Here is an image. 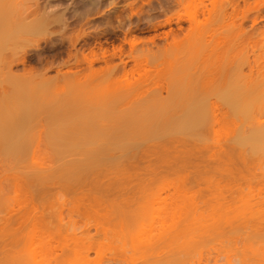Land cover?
<instances>
[{"label":"rangeland","instance_id":"1","mask_svg":"<svg viewBox=\"0 0 264 264\" xmlns=\"http://www.w3.org/2000/svg\"><path fill=\"white\" fill-rule=\"evenodd\" d=\"M24 1L0 0V10L9 15L16 13L21 10ZM109 1L112 0L105 1L104 8L107 9ZM221 1L218 0V4ZM30 2L26 1L25 4ZM72 2L74 0H63L62 4ZM114 2L120 5L118 16L130 14L129 4L135 7L140 4L139 0ZM257 6L262 8L263 13L260 9L258 11ZM175 11L176 8L166 15H159L155 21H164ZM261 16H264V0H239V29L221 28L219 31L222 34L218 41H212L209 45L203 41L202 38H207L209 32L220 26L206 22L201 17L200 21L205 23L193 31L188 41L168 46L172 40L169 38L167 41L158 40L157 46H140L152 47V53L158 52V48L167 49L158 58L159 65L152 78L158 85L170 86L182 74L181 64L177 62H181L185 68L190 63L210 60L208 57L203 58L202 49L222 42L221 46L225 51L222 54V64L227 59L232 61L228 65L227 85H237L242 93H252L249 116L235 117L231 109L224 107L223 123L216 127V133L213 132L216 129L212 131L203 128L193 138L186 135L162 138L155 136L148 140L133 135L129 139L135 143L133 145H127L123 139L120 144H113L103 133L95 137L93 143H87L88 134L94 131L91 126L98 124L105 131H119L130 113H145L158 107L172 108L168 106L173 94L164 92L161 99L150 98L148 102L130 107L118 101L116 94L97 92V89L95 91L91 87L78 91L67 89V100L75 103L74 106H67V109L77 112V117L69 122L68 132L72 134V139L79 142V148L62 149L56 137L64 130L56 126L57 122L47 118L46 113L37 116L29 128L27 148L14 152L0 149V217H6L11 210H18L21 205L13 188L15 179L19 178V181L27 184L25 186L36 191L35 204L43 208L46 220L55 221V212L65 202L74 205L75 201L79 203L80 200L81 208L88 209V204L93 203L95 195L103 196L102 199L106 202L98 211L111 203L108 210L100 211L101 215L106 214L104 222H101V226L105 228L108 224L117 225L125 219L128 222V218L137 214L125 213L127 215L124 218V214L115 210L118 206L131 205L133 212L147 206L154 207L155 213L153 209H150L151 213L149 210V213H142L145 214L141 218L145 219L142 220L143 226L142 222L123 226L119 239L126 240V250L116 242L118 236L109 234V240L106 241L101 237L100 243L104 244L103 253L107 257L114 259L124 256L135 260L134 264H264V151L254 152L248 145H242L238 141L251 125L250 117L264 102V56L259 58L258 51L260 32L264 31V17ZM137 22V18L133 17L131 26ZM182 26L188 28L189 24L184 22ZM128 27L129 22L126 21L124 29L127 30ZM85 28L89 31L92 27ZM172 28L176 29L177 25L172 24ZM137 29L140 37L149 38L168 31L170 27L167 25L155 31L143 21ZM17 49L11 44L1 52L0 73L13 60ZM125 50H129L128 44H125ZM101 65L103 63L96 64L95 67ZM250 65L253 66L252 74ZM23 68V65H19L14 71L21 73ZM109 82L101 81V86H107ZM99 83L97 81L93 85ZM219 90V87H214L211 92L217 93ZM96 146H105V150L99 153L98 159L91 161V167H76L79 161L88 156L87 152ZM181 147L187 150L185 155ZM179 154L186 157L184 163L179 160ZM177 175H187L189 178L182 192L185 202L181 201V204L189 205L192 209L191 234L185 240L175 242L160 234L162 237L159 235L160 239L156 242L158 233L163 234L164 231L160 225L158 209L165 203L160 201L161 198H166V203L169 204L177 200ZM37 192L40 196H37ZM100 201L96 202L100 204ZM87 212L82 216H70L64 211L63 222L81 232L85 229L84 225L92 221V216L98 215ZM151 224H154L153 236H157L156 239L149 240L153 243L152 249L132 250L129 239L133 237L134 241L137 238L142 241L150 238L147 235L151 233ZM94 234L95 230L92 228L91 235ZM90 255L91 264H117L101 262L96 259L94 252ZM2 261L3 257L0 255V264ZM60 264L82 262L68 257Z\"/></svg>","mask_w":264,"mask_h":264},{"label":"bare ground","instance_id":"2","mask_svg":"<svg viewBox=\"0 0 264 264\" xmlns=\"http://www.w3.org/2000/svg\"><path fill=\"white\" fill-rule=\"evenodd\" d=\"M26 1L30 2V0L24 2ZM33 1L27 4L22 2L24 5L21 10L10 15L0 10V54L11 44L18 48L13 60L7 63L0 73V149L3 151L14 152L27 148L29 128L41 113H46L47 118L57 122L56 126L64 130L56 137L62 149H78L79 142L72 139V134L68 132L69 122L77 117V112L67 109V106L75 105L67 100V89L78 91L91 87L95 91L97 89V92L116 94L118 101L130 107L148 102L150 98L161 99L164 92L168 95L173 94L168 106L172 108L158 107L145 113H130L125 117L119 131L108 132L98 124L91 126L94 131L88 134L87 143H93V139L103 133L108 136L107 139L111 143L120 144L123 139L127 145L135 144L129 140L133 135L145 140L155 136L162 138L186 135L193 138L203 128L215 130L217 126L222 125L224 107L231 109L235 117L249 116L252 93H242L239 86L227 85L228 65H231L232 61L227 59L222 64V54L225 53L221 46L222 42L202 49L203 58L208 57L210 60L190 63L185 68L181 62H177L181 64L182 74L178 75L170 86L158 85L152 78L159 65L158 58L167 49L158 48V52L152 53V47H140L149 44L157 46L158 40L167 41L169 38L172 40L168 46L188 41L193 31L205 21L213 22L220 27L209 32L207 38H202L203 41L207 43L206 45L218 41L222 34L219 31L221 28L239 29V0H222L219 4L218 0H139L137 8L129 4L130 14L126 16H118L120 5L114 0L107 3V9L104 8L106 0H74L68 5L62 4L63 0ZM175 8L177 11L167 16L164 21H155L159 15H166ZM259 9L262 8H258L260 12ZM261 12L263 13L262 10ZM133 17H136L138 22L131 26ZM201 17L205 20L203 23L200 21ZM126 21L129 22L127 30L124 29ZM143 21L150 24L151 29L155 31L167 25L170 29L149 38H142L138 35L137 28ZM184 22L189 24L188 28L182 26ZM172 24H176L177 28L173 29ZM88 26L94 27V34L97 36L111 26L116 33L123 32L124 39L110 51L103 44H99L98 48L93 47L85 53L77 46L81 41L86 43L87 38L91 36L92 32L85 28ZM260 35L258 51L259 58H262L264 31L260 32ZM125 44L129 45L128 51L125 50ZM99 63L103 65L95 67ZM19 65L24 67L21 73L14 71ZM250 66L252 74L253 66ZM52 72L54 74H51ZM97 81L100 83L93 85ZM101 81L110 82L102 87ZM214 87H219V92L212 93ZM262 98L264 100V87ZM263 116L264 102L250 117L251 125L246 134L238 139L242 145H248L254 152L264 151ZM216 131L217 129L213 132ZM166 133L171 135H163ZM104 150L105 146L93 147L87 152L88 156L79 161L76 167H91V161L98 159L99 153ZM186 152L187 150L184 155ZM165 153H168V150L167 152L165 150ZM178 158L184 163L186 157L179 154ZM153 177L154 175L151 179ZM188 179L187 175L176 176L175 202L168 204L166 198L157 195L164 201L160 202L165 203L158 209L163 234L158 233L159 238L156 239L157 236H153L152 233L154 224H151V233L147 235L150 238L142 241L139 238L134 241L133 237L129 239L132 250L143 248L151 250L153 243L149 240L155 238L158 242L161 235L168 236L175 242L185 240L184 238L191 234L192 209L189 205L181 204V201L185 202L182 192ZM24 184L19 178L15 179L13 188L21 204L19 209L11 210L6 217H0L2 264H60L68 257H74L82 264H91V252H94L96 259L101 262L135 263V260H129L124 256L114 259L107 257L103 253L104 244L100 243L101 237L106 241L109 240V234H112L119 239L124 225H138L142 222L143 226L145 219L141 218L145 214L142 213H149L150 209L155 213L154 207L147 206L133 212L131 205L118 206L115 210L124 214V218L131 212L137 214L128 218V222L127 219L123 221V218V222H117L118 224L113 226L108 224L105 228L101 226V222H104L106 214L101 215L100 211L108 210L107 207H111L109 206L111 203H108L104 210L98 211L106 202L103 201V196H97L98 199L95 195L93 203L91 201L92 204H88L89 210L87 207L83 208L85 212L80 206V200L79 203L75 201L74 205L68 203L70 206L67 202L62 203L59 211L55 212L56 220L51 221L45 219L43 208L35 204L36 191ZM39 194L37 192V196H40ZM96 201H100V204ZM64 211L70 216H82L87 214V211L98 215L92 216V221L84 225L85 229L77 232L63 222ZM92 228L95 230L94 235H91ZM117 239L116 242L123 245L122 249L126 250V240ZM9 255L12 257L8 258Z\"/></svg>","mask_w":264,"mask_h":264},{"label":"flooded vegetation","instance_id":"3","mask_svg":"<svg viewBox=\"0 0 264 264\" xmlns=\"http://www.w3.org/2000/svg\"><path fill=\"white\" fill-rule=\"evenodd\" d=\"M96 26V25H94ZM89 31L92 32L91 36L87 38V42L81 41L78 49L88 53L91 48H98L99 44H103L105 48H108L110 51L114 45L120 44L124 39L123 32L116 33L115 30L109 26L108 30L103 34L97 36L94 34V27L91 28Z\"/></svg>","mask_w":264,"mask_h":264}]
</instances>
